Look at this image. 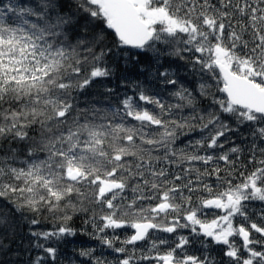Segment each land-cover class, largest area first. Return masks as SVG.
<instances>
[{"label":"snow or ice","instance_id":"obj_1","mask_svg":"<svg viewBox=\"0 0 264 264\" xmlns=\"http://www.w3.org/2000/svg\"><path fill=\"white\" fill-rule=\"evenodd\" d=\"M62 8L60 0L31 4L0 0V138L34 141L28 158L20 161L22 166H16L14 151L0 157V198L17 210L63 213L59 219L64 223L55 231L32 232L47 240L74 234L67 226L72 219L68 210H77L72 197L87 198L89 193L82 189H89L93 202L106 209L98 232L134 230L120 241L125 246L149 239L151 231L175 233L190 227L196 232L198 226L204 236L226 245L225 254L238 264H254V260L264 264V250L252 247L264 249V239L252 238L253 231L264 237V223H249L243 203L264 202V146L257 145V141L264 143V0H79V9L114 32L117 47L147 51L156 50L157 44L171 45L181 59L182 52L192 53L193 66L199 65L216 81V91L224 94L212 98L219 111L205 110L206 114H201L195 97L183 86L172 93L180 103L166 104L139 91L136 98L125 96L117 107L78 108L74 93L83 94L97 78L110 75L102 64L111 49L104 44V29L87 44H69L65 34L69 19ZM160 75L165 83L176 85L167 72ZM212 87L201 83L200 94L211 95ZM186 107L193 110L188 116L181 114ZM222 114L246 124L253 137L248 164L254 167L247 174L238 172L239 183L227 178L238 171L239 156L233 154L241 152L239 147L208 154L223 149L221 138L234 131ZM194 120L200 123L194 125ZM197 128L207 134L185 148L174 147L185 129ZM198 163L205 166L203 171ZM222 171L226 177L220 176ZM213 175L219 181L215 189L205 181ZM197 192L207 195L194 202ZM213 209L223 214L213 213L209 220ZM238 215L244 222L234 225ZM31 223L40 221L34 218ZM237 236L246 256L232 239ZM98 238L110 248L119 240L118 236ZM187 243L186 237H179L175 247L161 254L152 241L149 253L156 250V255L140 259L206 264L196 256L178 255ZM36 246L55 259V248ZM134 252L135 248L118 264H131ZM81 255L90 256L91 251ZM42 260L38 256L33 264ZM95 264L104 262L97 258Z\"/></svg>","mask_w":264,"mask_h":264},{"label":"trees","instance_id":"obj_2","mask_svg":"<svg viewBox=\"0 0 264 264\" xmlns=\"http://www.w3.org/2000/svg\"><path fill=\"white\" fill-rule=\"evenodd\" d=\"M9 0H3V3H8ZM19 4H31L34 0H15ZM215 2V0H213ZM63 5L62 14L69 19V23L65 26V34L67 42L76 45L78 41H91L93 35L101 29L105 30L106 40L104 44L111 51L103 58L102 66L111 70L107 77L97 78L93 84L83 94H76V105L78 108H85L89 105L96 107L107 108L109 106H119V101L125 96H133L136 98L139 91H144L149 96H156L161 99L163 103L175 104L180 103L172 93L177 91L181 86L188 89L195 97L196 106L201 110V114H206L207 111H219L218 107L212 104L213 96L223 98L224 94L216 91V81L210 79L209 76L200 70L199 65L193 66L191 61L192 53H181L184 57L174 54L173 46L157 44L156 50H139L128 47H117L114 32L106 29L102 20L93 19L78 8L79 0H60ZM101 45L100 47H103ZM183 47V46H181ZM83 48V46H82ZM99 51V47L96 49ZM135 54V55H133ZM198 55V54H197ZM167 72L169 78L177 81L176 85L165 83V77L160 73ZM201 83L210 84L213 87L209 89L211 95L202 96L199 91ZM222 86V85H221ZM111 91H108V90ZM143 104V102H140ZM144 107L152 108V105H143ZM158 111V109H157ZM179 111V110H177ZM191 108H184L182 113L188 116L192 113ZM222 119L230 124L234 129L233 132L227 134V138H221L223 149L217 148L208 150V154H219L223 151H228L231 147L237 146L241 149L239 156L238 171L232 177L233 183L241 182L242 178L238 175L239 171H244L245 174L253 170L254 165L248 164V159L251 155L250 148L253 137L251 129L246 124H238L234 118H229L228 114H222ZM192 123L199 124L198 120ZM185 135H179L174 147L177 149L185 148L189 141H195L206 135L207 132H201L198 128L193 131L184 130ZM30 136H34L36 141L40 140L37 133L30 132ZM258 146H264V143L257 141ZM34 146V141L28 140H5L0 138V157L5 155H12L13 151L18 158L16 166H22L20 161L28 158L27 154L31 147ZM192 149L189 148L188 151ZM200 154H205L201 150ZM43 158V154H40ZM197 167L203 171L204 167L197 164ZM246 166V167H245ZM183 167V166H182ZM211 170V166H208ZM220 167H225L223 162H220ZM221 177H226L225 172L220 173ZM191 178H195V175ZM205 181L212 185L215 189L219 184L216 176L206 177ZM89 193L87 198L82 200L77 199L75 195L72 197L73 203L77 205V210H68V214L72 216L70 221H67V226L70 227L74 234H64L62 236H53L45 240L43 237L33 236L32 232H46L55 231L64 221L59 217L63 213L50 214L46 211L40 214L29 211L26 208L17 210L16 205L10 203L8 200L0 198V264H33L36 257H43L42 264H95L97 258L104 262V264H118V262L132 253L135 248L134 259L131 264H160L155 259L144 260L140 259L142 255H156V250L149 253L152 241L158 244V251L163 254L171 247H175L179 237H186L188 243L184 245L183 249H178L177 253L180 256L191 255L205 260L206 264H238L236 260L228 257L225 253L228 250L226 245L216 243L211 237L204 236L197 226V231L193 232L189 228H178L175 233H165L160 231H151L149 239L133 245H123L120 241L133 233V229L125 227L122 229H105L104 232H98L102 227L103 221L100 219L104 215L106 209L101 205L93 202L90 196L89 189H82ZM187 195V193H185ZM126 195L131 196L130 192ZM207 193L197 192L193 194V200L196 201L198 196H205ZM11 197H9V200ZM149 202H145L147 206ZM151 203H154L151 202ZM244 211L248 217L249 223L255 222L258 224L264 223V202L259 200L244 201ZM208 212L209 210H205ZM215 215L223 213L220 210H211L207 216L210 220ZM38 219L39 224L33 225L32 219ZM244 217L236 216L234 218V225L243 223ZM181 223L186 221L181 220ZM118 236L119 240L108 247L101 242L98 237H106L112 239ZM252 238L264 239L259 233L253 231ZM160 239L168 241L165 245H159ZM236 245L240 248L242 256L247 253L242 248L240 238L233 237ZM44 245L45 248L53 247L56 249L55 259H52L43 248L36 245ZM126 247L128 249L125 253H118L114 248ZM256 250H264L260 245H253ZM91 251L90 256H82V251ZM254 264L257 262L254 260Z\"/></svg>","mask_w":264,"mask_h":264},{"label":"water","instance_id":"obj_3","mask_svg":"<svg viewBox=\"0 0 264 264\" xmlns=\"http://www.w3.org/2000/svg\"><path fill=\"white\" fill-rule=\"evenodd\" d=\"M134 231V230H133ZM241 240V239H240ZM242 241V240H241ZM141 242V241H140ZM139 243V242H138Z\"/></svg>","mask_w":264,"mask_h":264}]
</instances>
